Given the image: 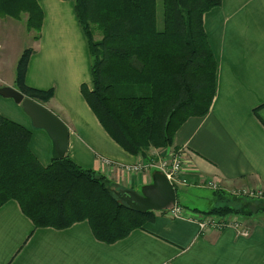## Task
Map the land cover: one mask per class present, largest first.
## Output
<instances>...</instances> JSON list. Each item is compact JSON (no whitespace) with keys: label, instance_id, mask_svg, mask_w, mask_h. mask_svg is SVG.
Segmentation results:
<instances>
[{"label":"crops","instance_id":"obj_1","mask_svg":"<svg viewBox=\"0 0 264 264\" xmlns=\"http://www.w3.org/2000/svg\"><path fill=\"white\" fill-rule=\"evenodd\" d=\"M39 4L44 21L32 46L26 83L54 91L44 105L69 128V156L78 165L101 172L119 188L140 192L138 188L152 184L156 171L129 172L123 166L142 159L148 164L157 153L184 150L181 180H189V187L232 195L248 189L264 192V0H222L204 15L217 61L210 112L188 119L172 148L151 149L147 158L122 149L82 94L83 85L93 88L91 57L74 2ZM9 27L15 30L14 24ZM17 60L0 42V86L15 88ZM0 115L30 130L31 150L44 167L51 165L50 137L33 127L19 104L0 96ZM260 202L264 204V198ZM186 209L192 217L205 215ZM262 217H242L251 229L244 237L231 228L202 231L194 221L156 212L155 221L144 229L105 244L94 237L87 222L64 230L35 229L19 203L10 200L0 207V264H264Z\"/></svg>","mask_w":264,"mask_h":264},{"label":"trees","instance_id":"obj_2","mask_svg":"<svg viewBox=\"0 0 264 264\" xmlns=\"http://www.w3.org/2000/svg\"><path fill=\"white\" fill-rule=\"evenodd\" d=\"M71 1L91 57L93 88L83 85L82 94L104 130L133 156L147 158L151 149L173 147L178 130L188 119L206 116L215 98L217 61L203 19L222 0H163L162 30L157 0ZM23 15L29 32H37L39 39L44 21L39 0H0V18L20 21ZM33 53L30 48L23 52L14 86L25 97L46 104L54 91L26 83ZM31 141L30 130L0 115V207L17 201L35 229L64 230L87 222L105 244L155 221L156 212L130 208L116 195L122 188L69 155L44 167ZM215 194L224 205L192 210L245 219L257 215L250 206L264 210L256 199Z\"/></svg>","mask_w":264,"mask_h":264},{"label":"water","instance_id":"obj_3","mask_svg":"<svg viewBox=\"0 0 264 264\" xmlns=\"http://www.w3.org/2000/svg\"><path fill=\"white\" fill-rule=\"evenodd\" d=\"M0 96L14 100L30 117L33 127L48 134L53 145V161L68 157L70 130L57 115L46 106L25 97L14 87L0 86ZM116 195L130 208L141 213L171 211L178 205L176 185L160 172L155 173L152 184L145 186L141 192L121 189Z\"/></svg>","mask_w":264,"mask_h":264},{"label":"built area","instance_id":"obj_4","mask_svg":"<svg viewBox=\"0 0 264 264\" xmlns=\"http://www.w3.org/2000/svg\"><path fill=\"white\" fill-rule=\"evenodd\" d=\"M186 152L184 150H171L167 153L157 154V158L152 160V162L145 164L144 161H140L136 165H125L123 166L125 170L129 172H140L145 169H154L156 172H160L166 176L170 183L178 185H188L187 180H181V175L184 172V162H185ZM234 195V193H233ZM236 196L244 197L248 196L252 199H262L264 198L263 190H243L240 192H235ZM171 218L174 219H187L196 222L202 231L214 229V230H224V229H234L238 232V235L248 237L250 235L251 229L249 225L244 221L241 216H230V217H220L215 215H199L197 217H192L184 208L177 205L173 210L167 212Z\"/></svg>","mask_w":264,"mask_h":264},{"label":"rangeland","instance_id":"obj_5","mask_svg":"<svg viewBox=\"0 0 264 264\" xmlns=\"http://www.w3.org/2000/svg\"><path fill=\"white\" fill-rule=\"evenodd\" d=\"M26 20H27V15H23L22 20L20 21L17 20L10 21V19H2V21L0 22L1 45H4L7 48H9L11 50V53L13 55H16V57H18L17 61L20 60L23 52L26 49L33 48L32 46H34V43L36 41L35 37L38 35V33L35 31L29 32V30L26 27ZM10 24L15 25L14 31H12L11 28L9 27ZM157 25H158V29L160 30H162L164 27L163 0H157ZM95 37L96 39L101 38V33L99 31H96ZM15 38H17V42L14 41ZM157 154L155 156H157ZM121 169L123 170L124 168ZM187 183H189V180H187ZM138 189L141 192L143 188L140 187ZM177 197H178V205L180 204L181 206L188 209H200L202 211H209L215 206L224 205V202L220 200L212 190L192 188L189 187L188 185L179 186L177 188ZM244 197L250 199V197L248 196L244 195ZM256 200L260 201L262 199H256ZM251 210L253 212H256L258 210L257 215H255L254 217L262 215L263 216L262 218H264V210L263 207H261V205L260 206L255 205L253 209L250 206V212H252Z\"/></svg>","mask_w":264,"mask_h":264}]
</instances>
